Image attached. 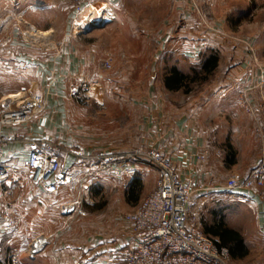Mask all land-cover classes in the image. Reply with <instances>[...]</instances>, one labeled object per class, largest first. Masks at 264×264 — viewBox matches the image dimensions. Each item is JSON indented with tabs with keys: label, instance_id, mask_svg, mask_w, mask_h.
Returning <instances> with one entry per match:
<instances>
[{
	"label": "rangeland",
	"instance_id": "rangeland-1",
	"mask_svg": "<svg viewBox=\"0 0 264 264\" xmlns=\"http://www.w3.org/2000/svg\"><path fill=\"white\" fill-rule=\"evenodd\" d=\"M86 3L89 6H103L110 9L111 22H99V25H103V30L97 28L89 30L90 26H86L84 30L75 29L77 22L84 21V18L78 19L75 11L78 0L52 1L44 6L45 9L49 6L48 10L39 11L33 8L29 13L33 23L39 21L42 25L52 24L45 30L32 25L39 31L50 32V42L56 44V49L51 51L54 55L63 51V48L65 50L66 46L72 42L79 41L76 36L82 37L89 32V36L92 37L87 40L99 46L102 44L104 47L100 50L103 74L107 77H118L121 80L118 82L114 79L115 82L109 87L111 91L105 97L107 100L99 98L102 101L100 104L97 102L95 104L92 100L78 99V102L75 100L78 114L74 115L69 114L70 106L63 107V110L66 109L68 112L67 129L61 132L59 139L49 140L67 151L81 150L94 156L142 149L151 150L148 146L150 142L148 135L144 134L148 129L144 115L141 118L142 124H140L141 134L137 133L134 128L136 122L133 119L136 116L133 113L131 94L142 96L136 99V108L147 111L144 96L153 89L151 86L156 85V90L160 91L162 77L173 63H182L181 66H184L185 60L200 58L201 62L190 68V72L193 68L200 66L206 55L215 52L219 55L222 67L220 71H216L208 83L195 85L191 93L171 95V99L178 103H182L187 97L197 102L199 93L205 90L204 86L213 87L215 83L217 85L221 74H224L227 66L233 62L241 66L247 61L244 65L245 69L250 60H253L254 68L258 64L264 65V0H86ZM23 5V0H0V56L5 54V50L15 42L27 45V47L31 46L23 42L20 37V32L25 30L18 20L20 15L24 18L21 13ZM51 7L56 10H51ZM198 20L205 28L204 32L199 34L196 24L199 23ZM188 25L189 28L193 26L194 31L189 29L188 32ZM92 31H95L93 35ZM8 35L13 41L5 45L4 42ZM43 47L40 46L37 49L50 53L45 47L42 49ZM111 58L115 60L114 63L110 61ZM109 63L111 65L108 68ZM245 72H248V69ZM3 77L4 69L0 66L2 97L10 95V90L13 88ZM84 85L86 84L78 86ZM118 92L125 94V97L116 99L112 93L118 96ZM45 95L46 90L44 98L47 110L48 99ZM108 103L110 110L107 109ZM251 130L254 134L251 138L262 137H255L254 132L259 133V129L251 128ZM138 144L141 146L137 147ZM77 166L78 182L80 177L87 174V165L79 160ZM254 166L256 167L255 163L239 164L237 176L232 178L244 179ZM22 173H20L21 184L25 183V186H30L29 180L26 176L23 177ZM229 179L224 177L218 180L219 185L215 186L218 187L216 191L210 190L206 195L200 191L203 188L197 189L199 187H197L196 179H193V183H186L193 191L189 207L191 218L203 223V231L204 221L212 224L223 220L228 227L237 230L242 235L249 254L242 260H231L230 264H264V186L240 193L243 195L238 193L234 195L223 189ZM21 184L14 185L13 189ZM155 184L156 180L152 182V185H145L147 187L141 199H145L153 192ZM72 186L67 194L73 198L70 197L71 199L64 202L78 197L79 182ZM134 187L137 189L136 186ZM134 187L129 184L124 189L123 187L121 190L115 189L113 193L103 191L101 197L96 195L92 197L94 201L92 207L97 204L113 203V201L121 202L122 191L129 192L131 196ZM4 192L3 196H0V264H36L38 254L44 251L49 252V255L57 256V264H63V262L68 264L69 257L61 255V252L69 253L71 249L79 246L85 250L90 241L95 245L103 240L107 211L97 214L86 208L85 215L69 223L62 217L59 210L53 224L40 226L33 219L35 212L30 214L32 220L27 219L26 221L25 211L21 207L24 196L16 198L12 193V196L7 197ZM214 213H218L217 217H214ZM5 216L13 221L12 231L6 229ZM41 235L44 236L47 244L40 252L31 253V244ZM35 248H40L39 242L36 243ZM52 262L53 258H50L44 261V264H52Z\"/></svg>",
	"mask_w": 264,
	"mask_h": 264
},
{
	"label": "crops",
	"instance_id": "crops-1",
	"mask_svg": "<svg viewBox=\"0 0 264 264\" xmlns=\"http://www.w3.org/2000/svg\"><path fill=\"white\" fill-rule=\"evenodd\" d=\"M23 1L21 13L30 24L40 30L52 26L51 23L42 25L39 21L33 23L29 13L33 8L46 11L49 6L46 9L44 6L52 1L57 2V0ZM62 1L65 0H59V2ZM31 3L34 6H31ZM50 9L56 10L54 7ZM196 24L197 33L204 32V25L200 24V21ZM97 29L103 30L104 28ZM189 29L194 31L193 26L189 28L188 25V32ZM94 32L90 33L93 35ZM88 33L82 37L76 36L79 41L72 42L56 55L51 51L45 53L36 47H27V45L15 42L5 50V54L0 56V66L4 69L3 78L13 87L10 95L17 94L25 88H33L43 96L46 90L45 96L48 99L47 110L30 125L4 131L5 134L17 136L18 140L4 149L3 163L21 170L28 156L29 141L60 138L61 132L65 131L68 125L66 122L68 112L66 109L63 110V107L70 106L69 114H78L76 113L77 106H75V100L78 102V98L71 94L73 87L83 83L89 85L97 82L102 86V92L97 97L107 100L105 97L111 91L110 85L115 82L114 79L118 81L120 78L107 77L103 74L100 50L104 47L102 44L99 46L87 40L92 37ZM110 61L115 62L113 58ZM200 62V58L198 60L189 58L183 62L184 66H181L182 63H173L169 69L177 68L181 72L188 73L190 68ZM246 63L247 61L241 66L237 62L229 64L225 73L221 74L217 85L215 83L213 87L204 86L205 90L199 93L197 102L190 100L189 97L182 103L172 100L171 95L182 92L167 91L164 76L161 80L160 91L156 90V85L151 86L153 89L144 96L146 112L136 108L137 102L135 101L142 96L131 94L133 113L136 116L133 119L136 122L134 128L137 133L141 134L140 124H142L141 118L144 115L148 123V129L144 134L148 135L149 148L158 150L170 158L181 181L193 183V179H196L197 187H199L197 189L203 188L200 189L203 195L208 194L210 190L216 191L218 187L215 186L219 185L218 180L224 177L228 179L236 177L239 164L255 163L257 166L264 161V65L258 64L254 68L253 60H250L246 68L248 72H245ZM221 68L220 61L217 72ZM116 93H112L116 99L125 97V94L118 92L117 96ZM0 97H2L1 93ZM92 102L96 104L95 99H92ZM109 103L107 109L110 110ZM251 128L260 130L259 133L254 132L255 137H262L251 138L254 135ZM138 146L141 145L138 144ZM78 164L79 160L74 156H64L65 168L76 176H78L76 170ZM90 169V166H86V173L90 172ZM22 175L26 176L24 173ZM27 179L25 182L29 180ZM157 179L156 169L144 162H137L128 168H120L103 174L93 187V196L99 197L103 191L113 193L115 189L121 190L122 187L124 189L132 184L133 187H137V189L133 188L136 197L132 198L129 192L125 193L123 190L121 202L113 201V203L88 207L90 212L97 214L107 211L103 240L95 245L90 241L91 245L89 246L88 243L85 250L79 246L71 249L69 253L61 252V255L69 257L68 264H124L119 254L122 249L133 246L135 241L130 225L123 218V213L134 210L143 200L141 195L147 187L145 185H152V182L154 183L155 180L157 182ZM28 183L30 184L28 187L22 183L21 186L12 188L16 198L24 196L21 207L25 211L26 221L27 219L32 220L30 214L35 212L33 219L36 224L40 226L53 224L60 204L71 197L67 191L73 186L63 188L57 194L51 195L45 189L35 188L30 180ZM4 189L7 188H0V196H3ZM38 242L40 248H36L37 251L47 244V241L43 240ZM54 256L44 251L38 254L35 263L44 264V261L53 258L52 264H57V256ZM63 264L67 263L63 262Z\"/></svg>",
	"mask_w": 264,
	"mask_h": 264
},
{
	"label": "built area",
	"instance_id": "built-area-1",
	"mask_svg": "<svg viewBox=\"0 0 264 264\" xmlns=\"http://www.w3.org/2000/svg\"><path fill=\"white\" fill-rule=\"evenodd\" d=\"M88 10H94L95 15L98 12L100 17V19L97 17L98 20L111 22L109 8L89 6L86 0H78L75 6L78 19H87L85 13ZM94 17L90 21L96 20ZM18 20L25 28L20 32L23 42L36 48L44 46L48 51L56 49V44L50 42V32L37 30L22 15ZM80 23H76V30H84L80 27ZM12 41V37L8 36L4 43L8 45ZM109 65L107 64L108 68ZM101 92L102 86L97 82L71 89L73 97L87 101L95 99L99 104L102 101L97 96ZM45 110L44 96L33 88L22 89L18 94L0 98V188H7L4 192L5 196H12L13 186L21 184V172L35 188L45 189L51 195L79 182L78 197L63 202L59 209L62 217L71 223L77 217L85 215L86 208L94 205L93 186L103 174L128 168L137 162H144L156 169L158 179L153 192L134 210L124 215L125 222L131 227L135 242L133 246L121 250L120 260L124 264H230L229 251L218 249L214 239L204 233L203 223L191 218L189 207L193 191L180 180L170 158L158 150L142 149L90 156L81 150L67 151L54 141L42 138L29 141V152L21 168L22 171L3 163L4 147L18 140L17 136L5 134L4 131L30 125L43 115ZM65 155H72L90 166V172L80 177L77 182V176L64 166ZM263 186L264 162L253 168L242 180L230 178L223 189L234 194ZM4 223L6 229L12 231V219L5 216ZM40 240H45L44 236L41 235L33 241L31 253L37 251L34 246Z\"/></svg>",
	"mask_w": 264,
	"mask_h": 264
},
{
	"label": "trees",
	"instance_id": "trees-1",
	"mask_svg": "<svg viewBox=\"0 0 264 264\" xmlns=\"http://www.w3.org/2000/svg\"><path fill=\"white\" fill-rule=\"evenodd\" d=\"M219 62L218 53L210 52L198 68H193L188 73L181 72L177 68L167 70L163 77L166 90L173 93H191L195 85L206 84L210 81L218 70ZM135 195L133 192L131 197L134 198ZM217 214L214 213V217H217ZM204 233L214 239L218 249H227L233 261L242 260L249 254L242 235L237 230L228 227L223 220L212 224L204 221Z\"/></svg>",
	"mask_w": 264,
	"mask_h": 264
},
{
	"label": "bare ground",
	"instance_id": "bare-ground-1",
	"mask_svg": "<svg viewBox=\"0 0 264 264\" xmlns=\"http://www.w3.org/2000/svg\"><path fill=\"white\" fill-rule=\"evenodd\" d=\"M96 10V9H95ZM94 10H91V11H87L86 13H85V16H86V18L87 19H84V21H82L81 23H80V27H82L83 29H85L86 28V26H95V25H99V22H102L101 20H98V19H100V17H99V15H98V12L96 13V15H95V13L93 12ZM99 13H100V11H99ZM96 18H95V17ZM92 17H94L96 20H93V21H90L91 20V18ZM97 17H99L98 19H97ZM93 23V24H92ZM92 24V25H91ZM87 28H89V27H87ZM43 241H45V240H43ZM38 242V241H37ZM36 242V243H37ZM36 243H35V245H36ZM35 248V247H34ZM35 250H36V248H35Z\"/></svg>",
	"mask_w": 264,
	"mask_h": 264
},
{
	"label": "water",
	"instance_id": "water-1",
	"mask_svg": "<svg viewBox=\"0 0 264 264\" xmlns=\"http://www.w3.org/2000/svg\"><path fill=\"white\" fill-rule=\"evenodd\" d=\"M103 27V25H95V26H91L90 28H89V30L90 29H94V28H102Z\"/></svg>",
	"mask_w": 264,
	"mask_h": 264
}]
</instances>
